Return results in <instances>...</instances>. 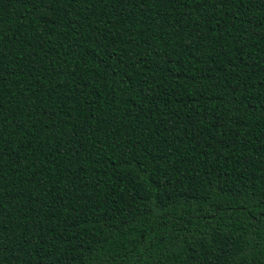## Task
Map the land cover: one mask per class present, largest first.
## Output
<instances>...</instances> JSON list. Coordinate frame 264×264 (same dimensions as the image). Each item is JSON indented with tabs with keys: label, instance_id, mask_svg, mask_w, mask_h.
Here are the masks:
<instances>
[{
	"label": "trees",
	"instance_id": "trees-1",
	"mask_svg": "<svg viewBox=\"0 0 264 264\" xmlns=\"http://www.w3.org/2000/svg\"><path fill=\"white\" fill-rule=\"evenodd\" d=\"M0 264H264V0H0Z\"/></svg>",
	"mask_w": 264,
	"mask_h": 264
}]
</instances>
